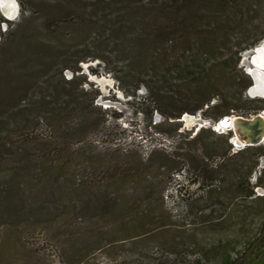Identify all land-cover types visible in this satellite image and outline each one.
Here are the masks:
<instances>
[{"label": "trees", "instance_id": "trees-1", "mask_svg": "<svg viewBox=\"0 0 264 264\" xmlns=\"http://www.w3.org/2000/svg\"><path fill=\"white\" fill-rule=\"evenodd\" d=\"M18 1L19 17L0 13V264H25V229L70 219L73 264L124 238L141 243L107 264H264V143L233 151L232 131L179 130L185 113L264 109L239 65L264 39V0ZM96 59L126 95L146 89L150 125L154 111L172 119L171 148L114 156L89 140L107 125L84 86L82 63ZM172 187L183 223L144 228ZM134 220L142 231L115 235Z\"/></svg>", "mask_w": 264, "mask_h": 264}, {"label": "rangeland", "instance_id": "rangeland-1", "mask_svg": "<svg viewBox=\"0 0 264 264\" xmlns=\"http://www.w3.org/2000/svg\"><path fill=\"white\" fill-rule=\"evenodd\" d=\"M0 13L4 17H7L1 11ZM8 27L9 24L7 22L0 21V36L1 32L7 30ZM263 44L264 39L256 46H261ZM254 48L248 49L243 52L239 64L242 69L248 73L251 72L252 68L256 67V64L254 62V65L252 64V57L254 55L252 50ZM82 66L83 71L87 75L84 86L87 89L92 90V94L97 95L96 104L101 106L102 108L101 111H98L102 113L104 119H107V125L104 131L95 132L92 134L91 139L88 138L89 140H91V142H93V144L101 147L103 150H109L108 153H113L114 156L120 154L118 152H115L118 149H121L122 153L131 152L130 154H142L144 157H147L154 146L166 148L172 147V140L167 135L172 133V130L175 128V124L174 122H171L172 119L166 121L159 111H154L153 123L161 122L159 127H157V129H161V131H157V129L154 128L153 125L149 124V110L152 106L147 105V102L143 103L144 99L142 95L146 93V89L144 87L138 90L139 95L137 97L128 96L121 89L120 83L115 78V76L111 72H107L106 70H104L103 65L101 64V61L99 59L83 62ZM92 66L97 71L96 73L92 71ZM250 75L253 83V76L251 73ZM66 76L71 77L72 72L66 71ZM215 101L216 100H213L212 103H214ZM105 109H107V111L104 112ZM147 109L148 113L146 111ZM240 112L242 111L235 112L234 114L241 115L239 114ZM116 113L120 114L119 117H115ZM198 117L202 119V125L196 120V118ZM211 118L212 117L205 116L202 111L198 112L197 114L185 113L180 118L182 126L179 128V130H192V135H194L202 127H211L214 129L213 126L204 124V121ZM51 130V127L48 124L44 123L38 127L36 132L41 137H47L51 135ZM77 142L78 143H74V146L80 145L79 141ZM233 151H235L234 148ZM263 166L264 158L262 157L260 158V164L257 167L256 174L260 172ZM186 173L187 171H185L184 174ZM184 182L188 183V181ZM191 188L194 190L195 186L192 185ZM262 189L264 190V188L258 187L257 191L259 192ZM167 193H169V195L168 197L166 196V199L163 202L164 206L160 205L159 208L153 207L157 209L155 211L156 215H154L155 220L146 221V225L144 226V228L146 227V229H149L159 223L169 222L172 224L170 225V227H163V229L160 230L165 231L167 229H170L169 231H172L175 226H179L183 223V201L180 197L177 196L176 190H173V187L170 188ZM156 206H159V204L157 203ZM70 220L71 221L68 222L67 226H61V231L59 230L60 232L55 231V225L52 226L51 229L45 227V225H37L32 228L25 229V231L21 234V242H25L26 245L30 247V249H26V256H24L23 258L24 263L73 264V262H70L68 259L71 251L67 250L71 249V243L67 237L69 234L66 229L69 227L71 222L74 227L69 228L75 229L76 222L74 221V219ZM140 225L141 222H139V220H134V222H132L130 226L131 228H128L127 231H117L115 235H119L122 238L133 235L135 233H138L139 231H142ZM107 242L108 241H105V245L107 244ZM122 242L124 243H110L106 246L104 245L103 247L97 248L95 251L86 255L85 261H83L81 264H107L110 262V259L113 258L114 255L116 256L117 254H122L125 251H130L131 247L133 248V246H135L137 243H141H133V241L126 238H124ZM34 251L36 252L34 253Z\"/></svg>", "mask_w": 264, "mask_h": 264}, {"label": "water", "instance_id": "water-1", "mask_svg": "<svg viewBox=\"0 0 264 264\" xmlns=\"http://www.w3.org/2000/svg\"><path fill=\"white\" fill-rule=\"evenodd\" d=\"M8 0H0V11L7 16L9 19H15L20 14V3L18 0H12L16 4L15 10L10 13L11 16H8L4 10V2ZM256 46L252 51L253 54L257 51ZM254 56V55H253ZM253 64V57H252ZM254 65V64H253ZM257 66V65H256ZM258 67V66H257ZM257 67L252 68L253 70L249 73L253 76V83L249 86L247 93L251 96H263L264 94L256 93L255 86L256 83L260 81V79L264 80V73L258 72ZM188 116V114H187ZM196 120L203 124V121L200 117L196 118ZM205 125H211L217 131H232L233 136L231 138L234 144V150L242 149L246 146L250 145H259L264 143V110L261 112L251 115V116H243V115H225L221 117L219 120L209 119L204 121ZM264 190H260L259 193H263Z\"/></svg>", "mask_w": 264, "mask_h": 264}, {"label": "bare ground", "instance_id": "bare-ground-1", "mask_svg": "<svg viewBox=\"0 0 264 264\" xmlns=\"http://www.w3.org/2000/svg\"><path fill=\"white\" fill-rule=\"evenodd\" d=\"M3 10L8 15L11 16L10 13L15 10L16 4L12 0H8L4 2ZM253 62L258 66H256L258 72L264 73L263 66H264V44L257 48L253 56ZM253 69H251L252 71ZM255 92L264 94V80L260 79L259 82L256 83Z\"/></svg>", "mask_w": 264, "mask_h": 264}]
</instances>
